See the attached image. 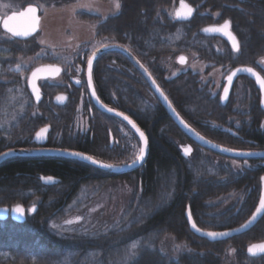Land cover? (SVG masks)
I'll use <instances>...</instances> for the list:
<instances>
[{"label": "trees", "instance_id": "obj_1", "mask_svg": "<svg viewBox=\"0 0 264 264\" xmlns=\"http://www.w3.org/2000/svg\"><path fill=\"white\" fill-rule=\"evenodd\" d=\"M140 1L117 0L120 5L117 22L121 27L134 23L137 43L144 48L139 55L145 59L149 58L146 54L155 55L156 51L152 53L146 46L149 42H155V33H161L165 42L176 40L173 34L164 35L166 30L172 28L163 30L159 28L160 24L153 22L158 12L171 7L175 0ZM225 5L232 6L227 8ZM209 9L221 13L219 21H231L233 32L241 41L250 38L248 49H256L264 55V0H209ZM76 15L82 22L95 21V16L90 13L79 11ZM201 19L197 17L189 23L197 25L194 28L197 30L198 26L206 24ZM164 23L170 24L168 20ZM144 31L149 34H144ZM81 48L79 46L78 49ZM3 54L0 75L6 73L8 59L13 55L9 51ZM142 84L143 80L139 85L141 95L133 91L131 83L126 84L125 99L120 103L121 109L129 113L134 121L144 120L145 128L151 135L145 164L128 175L117 180L94 181L91 178L96 176L97 169L70 161L19 160L0 165V208L18 205L36 208L34 213L26 214L22 223L12 218L0 219V264H223L228 248L233 250L236 264H264V256L250 258L247 255L248 246L264 241V216L250 231L218 242L193 235L185 219L189 209L199 229L218 232L239 227L250 218L258 205L259 178L264 174V169L225 168L224 164L203 157L200 153L184 158L180 154V146L188 143L187 139L169 140L170 136L178 138L183 135L170 119L162 118L165 112L159 101L144 97L142 93L146 90ZM172 85L171 82L168 84L171 88L167 86L168 95L176 107L188 104L197 110L208 102V98L198 95L194 89L186 91ZM5 90L0 86V95ZM79 102L78 96L76 103H68L60 109L67 129L72 127L77 108L78 114L90 115L85 100L82 104ZM113 102V106H119V102ZM181 110L186 112L184 108ZM94 114L104 124L90 127V134L95 132L96 137L91 140L89 136L86 137L83 153L94 158L102 157L115 164L125 163L123 145H117L112 150L108 146L102 147L106 130L111 124L106 120V115ZM185 115L192 119V116ZM209 139L222 144L221 136ZM225 141L235 147L241 145L238 140L229 137ZM129 147L132 150L131 144ZM129 156L130 161L135 159L132 153ZM35 171L54 174L62 183L42 189L33 187L24 174L33 175ZM118 180L131 183L136 195L126 214L117 218L116 223L94 235L81 226L67 229L62 234L55 231V228L59 229L57 223L65 215V209L72 207L83 189ZM238 193L243 194L244 198L228 210H222V204L230 194ZM84 218L80 215L76 222L80 223ZM167 237L187 244L189 250L180 253L175 260L164 241ZM125 248L136 250L135 256L131 259L121 257V251Z\"/></svg>", "mask_w": 264, "mask_h": 264}, {"label": "flooded vegetation", "instance_id": "obj_2", "mask_svg": "<svg viewBox=\"0 0 264 264\" xmlns=\"http://www.w3.org/2000/svg\"><path fill=\"white\" fill-rule=\"evenodd\" d=\"M91 3L95 5L96 11L88 8V12L84 13H90L92 16H95V21H83V23L86 25L94 24L96 27V45L94 47L82 45L83 48L76 49V51L68 50L69 47H67L63 51L43 52L39 51L41 48L35 43L34 46L36 48H34L33 55L35 66L27 69L24 73L26 75L24 81H21V71L15 70L17 66L15 60L22 54L20 52L21 45L29 42L33 37L20 41L2 31L9 41L0 42V64H3L4 52L9 51L13 55L8 59L9 65L6 67V73L0 75V86L6 89L0 95V156L8 153V151H13L14 154L2 161L0 165L8 163V161L19 160L29 162L57 160L62 162H76L84 165L85 163L53 156L49 153L51 151H74L83 153L82 149L85 148L83 146L87 143L86 137L89 136L90 140L96 137L95 132L94 134H90V127L104 124V121L94 114L95 112L106 115L108 118L106 120L111 124L106 130L105 144L102 147L108 146L112 150L117 145H123L122 154L125 158V163L115 164L97 156L93 158L101 163L111 164L113 166H124L131 162L129 144H140L139 134L135 133L128 124H124L118 118L101 113L93 103L90 93H88V82L86 78L87 61L94 54L95 59L92 67L91 82H93L97 99L109 108L125 116L127 115L140 131L144 133L149 149L151 135L145 128L144 120L134 121L129 113L121 109L120 103L125 99L126 84L131 83L133 91L141 95L139 85L142 80V85L145 86L146 90L145 93H142L144 97H153L155 100L157 98L147 80L143 78L139 69L132 64L125 54L117 50L103 51L112 46L124 48L133 57L137 58L142 67L147 69L152 79H154L158 87L167 97V100H170L168 87L171 88V86H168V84L171 82L173 83V88H181L186 91L194 89L198 95L202 94L204 98H208V102L202 104L197 110L191 108L188 104L176 107L170 100L172 107L181 116L182 120L200 137L211 141L209 137L221 136L222 144L216 141L211 142H215L223 148H228L233 151L264 152V105L262 104L260 90L254 81L246 75L236 77L230 85L231 88L227 94V98L224 101L220 99L226 87V79L235 69L243 67L250 68L264 80V69L260 65V61L264 63V55H261L256 49H248L251 44L248 43L250 38H245L244 41H241L235 32H233L231 21L230 31L239 43L238 51H234L232 45L225 38L204 33L203 30L206 28L219 26L226 20L229 21L228 19L219 21L221 13L210 11L209 0H175V3L171 7L160 10L153 22L160 24L159 28L163 30L167 27L172 28L166 30L164 35L173 34L176 40L165 42L161 33H155V42H149L147 45L144 44L150 48L152 53L156 51L155 55L150 56L146 54L149 58L145 59L139 55V51L143 47L137 43L138 36L136 35L134 23L128 25L129 27H121L118 25L117 20L120 15L119 8L116 7L118 4L117 0H94ZM181 3H187L191 6L193 15L189 19L180 20L176 18V10ZM230 6L225 5L227 8ZM215 13H219L218 18H214L213 15ZM197 17L202 18L201 20L206 24L200 27L198 26L196 30L194 28H197V25L195 26V24L189 22ZM210 17L212 23L210 22ZM165 20H168L170 24L164 23ZM144 34L149 33L148 31H144ZM11 43L12 45L9 46L8 44ZM169 57L175 59L174 62L173 60L171 62L173 68H169L167 71L165 69L162 70L159 67V61ZM181 57L184 58L182 62L180 60ZM40 66L59 67L60 72L58 75L37 80L36 84L38 85L40 99L36 100L30 91L28 78L30 73ZM221 71L223 78L219 85L216 86L213 84L211 77ZM204 80H207L206 83H204ZM11 85L13 87H10ZM208 86L214 89L216 88L214 94ZM58 96H63L65 99L58 101ZM78 96L80 98V104H82L83 100L88 104V112L90 115L81 114L80 125H77L76 122L79 116L77 108L75 118L71 125L72 127L67 129V126L63 124L64 116L60 112V109L67 106L68 103H76ZM114 100L119 102V106L112 105ZM159 103L161 104L160 101ZM161 106L165 112V116L162 118L167 117L170 119L183 135V137L178 138L176 136H170L169 140L187 139L188 143L181 144L180 146V154L184 158L193 156L194 153H200L206 158H211L215 155L216 157L223 158V161L248 163V168L255 170L259 168L264 169V159L262 158L247 160L233 159L211 152L204 146L202 147L191 140L192 138L186 135L185 132L180 130L176 122L165 111L162 104ZM181 108H184L186 112H183ZM185 114H188L189 117L192 116V119L189 120ZM45 128L47 129L45 138L37 141L36 133ZM152 130L154 129L152 128ZM228 137L234 141L238 140L241 145H236L235 147L228 144L225 141ZM95 146L99 147L98 144H95ZM189 147L191 151L186 156L184 155L183 149ZM147 157L148 155L141 165L145 164ZM126 160L129 161L126 162ZM226 166H230V164L228 162L224 163L225 168ZM230 167L233 168L232 166ZM93 169L98 170L96 176L91 178L94 181H106L107 179L117 180L118 177L126 176L129 173L116 175L109 170L102 171L98 168ZM24 175L26 179H30L28 182L32 183L33 187L40 189L57 186L62 183L61 179L54 174L35 171L33 175ZM262 176L264 174L260 176L259 181ZM42 177L44 179H41ZM49 178H51L50 181ZM27 211L28 208L26 209V213H28Z\"/></svg>", "mask_w": 264, "mask_h": 264}, {"label": "rangeland", "instance_id": "obj_3", "mask_svg": "<svg viewBox=\"0 0 264 264\" xmlns=\"http://www.w3.org/2000/svg\"><path fill=\"white\" fill-rule=\"evenodd\" d=\"M75 1V2H74ZM94 0H0V17L12 13L14 11H20L25 5H35L40 9V25L38 34L21 45L20 52L22 53L15 62L22 73L21 81L26 79L24 74L27 69H31L35 66L33 62L34 45H38L41 49L39 51H63L69 47L68 50L76 51L79 46L88 45L94 47L96 45L95 38V26L94 24L86 25L83 23L76 13L79 11L88 12V8L96 11L95 5H92ZM141 2L140 0H135ZM89 2V3H88ZM101 14V13H100ZM214 18L219 17V13L213 15ZM91 22V21H90ZM9 41L8 38L0 31V42ZM83 47V46H82ZM42 52V53H43ZM174 62L173 57L165 58L159 61V67L162 70L172 69ZM261 67L264 69V63L260 61ZM174 74V73H172ZM215 76L211 77L213 84L219 85L223 78V73H215ZM78 80V79H77ZM207 80H204L206 83ZM211 86V84H209ZM208 86V87H209ZM212 93H215L216 88L209 87ZM76 124L80 125L81 114H78ZM132 150L129 147V154L136 155L139 151V145L131 144ZM217 163L224 164L228 162L230 166L235 169L248 168V163L235 162V161H223V158L211 157ZM136 195V189L131 183L122 182L121 180L107 183L106 185L97 183L96 185L87 186L79 194V197L73 203L72 207L65 209V215L57 223L59 229L55 228L58 234L64 233L67 229L76 228L81 226L86 232L94 235V233L104 232L111 225L116 223L117 218H121L130 206L133 196ZM244 195L241 193L230 194L225 203L222 204V210H228L235 202L242 200ZM216 204V202H213ZM82 215L85 218L77 223L76 220ZM57 226V227H58ZM167 243V247L174 259H178L179 254L189 250L187 244L178 243L173 241L172 238L167 237L164 240ZM136 250L131 248H125L121 251V257L131 259L135 256ZM223 264H236L234 258V252L228 248V252L224 257Z\"/></svg>", "mask_w": 264, "mask_h": 264}, {"label": "water", "instance_id": "obj_4", "mask_svg": "<svg viewBox=\"0 0 264 264\" xmlns=\"http://www.w3.org/2000/svg\"><path fill=\"white\" fill-rule=\"evenodd\" d=\"M184 4L186 5L188 8H191V6H189L187 3H181L179 6H178V9L176 10V13L177 11H180L181 10V5ZM29 7H32L34 8L36 11L34 13L35 17H36V23H35V30L28 36L26 37H13L10 33H8L6 31V29L4 28V20H6L8 17L10 16H16L17 19L12 21L13 25L20 28V29H24V28H27L30 24H31V14H29L28 16H22L21 13H25L27 11V9ZM192 9V8H191ZM193 15V12L191 13V16ZM190 16V17H191ZM189 17V18H190ZM188 18V19H189ZM40 16H39V8L37 6H33V5H27L25 7H23V10H20V11H17V12H12L11 14L5 16V17H0V27H1V30L6 32L8 35H10L12 38H15L17 40H20V41H24L25 39H28V38H31L33 36H35V34H37L39 32V25H40ZM220 26V25H219ZM219 26H211L209 28H214V27H219ZM203 32L205 33V31L203 30ZM206 34H212V35H216V36H221L223 38H225V36L219 34V33H206ZM231 34L233 35V33L231 32ZM234 36V35H233ZM228 42L229 40L227 38H225ZM230 43V42H229ZM231 44V43H230ZM232 45V44H231ZM112 50H117V51H120L122 54H125V56L127 58L130 59V61L132 62L133 65L136 66L137 69H139L141 75L143 76V78L145 80H147L148 84L150 85L151 89L153 90V92L155 93V96L157 98V100H159L161 102V104L163 105L165 111H167V113L171 116V118L173 119V121L176 122V124L178 125V127L180 128V130H182L183 132H185L186 135H188L190 138H192L191 140L195 141L196 143H198L199 145H201L202 147H206L208 150H210L211 152H215L217 154H220L222 156H227V157H230V158H233V159H244V160H247V159H258V158H262L264 159V152H258L262 155H249V156H244V155H238L237 153H254V152H242V151H233V150H230L228 148H223L222 146L218 145L217 143H213L211 141H208L207 139L203 138V139H200V136L193 130H191L189 128V126L185 123V121L182 120L181 116L178 115L177 111L174 110L173 111V107L170 109L168 107V103L170 102V100H167V102L160 96V92H162V90L158 87V85L155 83H153L154 79H152L151 75L149 74V72L147 71L146 68H143L141 63L137 60V58L133 57L126 49L124 48H119V47H115V46H112V47H108L106 48L105 50L103 51H112ZM94 62V61H93ZM48 66H40V67H37L36 69H34L31 73H30V76L28 78V85H29V82L31 81V83L36 87L38 88V85L36 84L37 80L38 79H45L47 78L48 76L49 77H52L53 75H48L46 73H38V76L36 79H32V74L33 72H36L37 69H42V68H46ZM59 68V67H58ZM60 69V68H59ZM247 69H250V68H246V67H243V68H239V69H235L234 71H232V73L229 75V76H233V79L232 81L228 82V79H226V87L231 88V84L233 82L234 79H236V77L238 76H243V75H246L248 77H250L254 83L257 85L258 89L260 90V94L262 96V104L264 105V90L261 89L260 87V84L257 82V77L260 78V80H262V78L260 77L259 74H257L255 71H252V73H254L255 75H251L249 74V72L247 71ZM87 73H86V78H87V82H88V93H90V96L93 100V103L95 104L96 108L103 114H107L113 118H118L119 120H121L124 124H128V122L126 120L123 119V117L125 115H123L122 113H120L121 115L120 116H117L116 113H119L118 111L116 110H113L112 109V112H109L108 109L109 107L106 106L105 104H102L99 102V100L97 99V96H96V92H95V96H93V92H94V85H93V82H91V86H89V71H88V66H87V69H86ZM235 73V75H233ZM228 76V77H229ZM227 77V78H228ZM30 88V91L32 92L33 94V91H32V88L29 86ZM159 89V91L157 90ZM164 94V93H163ZM34 95V94H33ZM223 95H224V92H223ZM165 96V95H164ZM171 103V102H170ZM172 105V104H171ZM111 109V108H110ZM127 116V115H126ZM128 117V116H127ZM129 120H131L129 117H128ZM132 121V120H131ZM180 121H183L184 123L181 124ZM133 122V121H132ZM135 124V123H134ZM129 127L135 132H136V129L132 128V126L130 124H128ZM136 125V124H135ZM184 125H187V128L184 126ZM138 128V127H137ZM140 145L142 146V144L140 143ZM190 148V147H189ZM222 149H227V151H223ZM147 150H148V144H147V148H146V154H147ZM61 152H64V151H51L49 154L50 155H53V156H58V157H63V158H66V159H69V160H76L78 162H81V163H85L81 160H78V159H74L73 157L69 156V155H61L59 153ZM70 152V151H68ZM74 152V151H73ZM184 152V151H183ZM8 153H12L11 155H7V153L1 155L0 157H3V158H0V163H2V161L8 159V157L10 156H13L14 152L13 151H8ZM85 154V153H84ZM86 155V154H85ZM185 155V154H184ZM147 156V155H146ZM145 156V158H146ZM145 160V159H144ZM132 163V162H131ZM143 163V162H142ZM137 164L135 167H127L126 165L124 166H114L112 170H109L111 171L113 174H124V173H128V172H132L136 169H138L141 164ZM93 168H98L102 171H106V170H103L99 167H96V166H92L88 163H85ZM130 164V163H128ZM260 183H261V190H260V198L258 200V205L257 207L260 206V201H261V198L264 197V176L261 177L260 179ZM19 207L21 210H22V214H17L16 212L13 211V209ZM257 207L255 208L254 212L250 215V218L244 222L243 224L239 225V227L237 228H234V229H229V230H225V231H218L217 233H229V235L227 236H224L222 238H217L215 240L213 239H209L206 235H201V233H207V232H216V231H205V230H202L200 229V232H196L195 229L192 228V224L189 223V220H188V215L190 213V210L187 209L186 213H185V219H187V223H188V228L190 229V231L192 232L193 235L195 236H198L199 238L201 239H204V240H208L210 242H218V241H226V240H229V238H232L234 236H240V234H243V233H246L248 231H250L251 228L254 227V225H256L260 220L261 218L264 216L263 214L264 213H261L259 214L256 219L250 224L248 225V222L250 220H252V217H253V214L256 212V209ZM35 210V207H32L31 209H29V213L32 214ZM12 218L14 221L18 222V223H22L25 221L26 219V215H25V207L23 205H18V206H14V207H10V208H7V207H1L0 208V219L1 220H6L8 218ZM192 223H195L193 218H192ZM245 225H248L247 227H245ZM197 227V225H196ZM198 228V227H197ZM261 243H264V241L262 242H258V243H252V244H261ZM251 244V245H252ZM249 247V246H248ZM247 247V248H248ZM248 250V249H247ZM247 255L249 256L248 254V251H247ZM264 255H258V256H254V257H262ZM250 258H252L253 256H249Z\"/></svg>", "mask_w": 264, "mask_h": 264}, {"label": "snow or ice", "instance_id": "obj_5", "mask_svg": "<svg viewBox=\"0 0 264 264\" xmlns=\"http://www.w3.org/2000/svg\"><path fill=\"white\" fill-rule=\"evenodd\" d=\"M117 8L120 7L119 4L116 5ZM35 9L32 7H29L27 9V11L25 13H21L22 16H28L29 14H31V24L24 29H20L16 26L13 25L12 21L16 20L17 17L16 16H10L8 17L6 20H4L3 24H4V28L6 29V31L8 33H10L13 37H26L28 35H30L34 30H35V23H36V17L34 15L35 13ZM192 13V9L188 8L186 5L182 4L181 5V10L177 11L176 13V18L180 19V20H186L191 16ZM231 28V22L230 21H225L222 25H220L219 27H214V28H206L204 29L205 33H219L223 36H225V38H227L229 40V42L232 44L233 50L234 51H238L239 50V43L236 41V38L231 34L230 31ZM95 59V54L91 57L88 58V71H89V86H91V79H92V67H93V61ZM183 57L180 58L181 62L183 61ZM17 71H19V67L17 68ZM247 71L249 72V74L251 75H255L254 73H252L251 69H247ZM60 72V69L58 67L55 66H48L46 68H42V69H37L36 72H33L32 74V79H36L38 76V73H46L48 75H58ZM235 75V73L233 74ZM228 82L230 84V82L233 79V76H229L228 78ZM257 82L260 84V87L262 90H264V80H260L259 77H257ZM153 83H155V81H153ZM29 86L32 88L33 94L36 98V100L40 99L39 96V90L38 88H36L31 81L29 82ZM159 91V89H157ZM229 92V88L225 87L224 88V95H221L220 99L221 101H224L227 98V94ZM93 96H95V92H93ZM160 96L167 102V97L164 96L163 92H160ZM65 98L63 96H58L57 100L58 101H63ZM168 107L171 109L172 105L169 102L168 103ZM109 112H112V109H108ZM174 111V109H173ZM117 116H120V113H116ZM124 120H126L128 122V124H130L132 126V128L136 129V132L139 134L140 136V141L142 146L139 148L138 153L135 155V159L132 161V163L126 165L127 167H135L137 164H140L144 161L145 156H146V148H147V140L145 138V135L142 131H140L139 128H137V126L128 119L127 116L123 117ZM181 124H183V121H180ZM187 128V125H184ZM47 132V129H42L40 132L36 133V140L40 141L43 140L45 138V133ZM200 139H203L202 137H200ZM223 151H227V149H222ZM184 154L187 156L189 155L191 149L190 148H184L183 149ZM12 153H7V155H11ZM61 155H69L71 157H73L74 159H78L81 160L85 163H88L92 166H96L99 167L103 170H112L113 169V165L111 164H106V163H101L100 161L96 160L93 158V156L91 155H85L81 152H68V151H64L59 153ZM238 155H244V156H249V155H262L260 153H237ZM3 158V157H0ZM41 179H44L43 177ZM51 180V178H49V181ZM14 212H16L17 214H22V210L17 207L15 209H13ZM264 213V197L261 198L260 201V206L257 207L256 212L253 214L252 220H250L248 222V225H250L255 219L256 217L261 214ZM188 220L189 223L192 224V228L195 229L196 232H200V229L196 227L195 223H192V217L191 214L189 213L188 215ZM248 225H245V227H247ZM201 235H206L209 239H217V238H222L224 236L229 235V233H217V232H207L205 233H201ZM248 254L249 256H258V255H264V243L261 244H252L248 247Z\"/></svg>", "mask_w": 264, "mask_h": 264}]
</instances>
